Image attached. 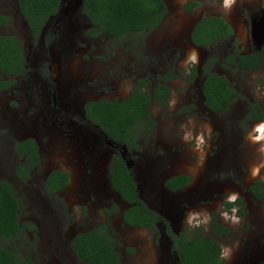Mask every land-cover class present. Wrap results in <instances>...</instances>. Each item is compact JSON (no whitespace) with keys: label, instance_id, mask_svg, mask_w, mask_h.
I'll return each mask as SVG.
<instances>
[{"label":"rangeland","instance_id":"obj_1","mask_svg":"<svg viewBox=\"0 0 264 264\" xmlns=\"http://www.w3.org/2000/svg\"><path fill=\"white\" fill-rule=\"evenodd\" d=\"M164 1L168 13L149 32L84 37L82 31L90 22L81 6L75 0H60L55 16L47 20L39 36L32 37L14 0H0L9 15L0 34L18 37L26 66L12 86L0 90V158L9 156V161L0 160V180L18 198L22 227L18 235L0 243L31 264H82L69 248V237L100 222L107 224L119 264H173L162 239L161 222L154 229L121 222L119 213L127 204L108 183L112 148L121 149L106 144L98 129L82 119L80 108L88 99L126 96L138 76L146 78L150 88L162 74H167L169 87L166 101L151 99V126L138 124L134 145L119 153L129 161L140 198L162 216V222H170L174 232L189 236L198 231L210 236L219 242L220 253L222 246L229 247L231 258H221V264L264 261V199H254L246 188L256 178L264 183V152L261 144L250 139L256 134L254 126L264 117L241 122L252 100L264 101V47L255 69L239 70L224 60L236 50L257 49L264 25L257 32L255 27L264 22V15L255 20L264 10V0H236L230 11L224 9L223 0H197L190 11L182 9L187 0ZM203 13L223 16L236 34L215 38L203 47H188V54L173 71L174 63L157 54V48L174 37L186 42L191 25ZM245 22L253 28L250 37ZM192 51L198 53L195 63L188 60ZM207 59H211L209 70L224 75L234 90L229 103L218 112L205 105L201 94V65ZM59 103L63 105L59 107ZM185 133H191L193 139L184 140ZM197 135L204 137L202 149L195 147ZM25 136L37 144L40 162L27 179L18 182L11 170L19 157L5 149ZM52 168L64 170L68 182L59 192L46 194L42 177ZM177 173L188 174L191 181L167 191L164 179ZM231 193L240 196L241 204L229 209L223 201ZM108 207L111 212L107 215L102 209ZM233 208L238 223L224 219V213L233 215ZM191 212L199 213L201 219L207 216L208 223L189 225ZM211 219L227 225V232L212 233ZM157 238L161 240L156 242Z\"/></svg>","mask_w":264,"mask_h":264},{"label":"trees","instance_id":"obj_2","mask_svg":"<svg viewBox=\"0 0 264 264\" xmlns=\"http://www.w3.org/2000/svg\"><path fill=\"white\" fill-rule=\"evenodd\" d=\"M20 12L27 25L36 33L47 14L56 13L59 0H17ZM196 2L185 4L187 9ZM81 11L90 22L84 30L87 36L109 34L118 37L127 32H138L155 26L163 11L161 0H81ZM7 20L0 14V24ZM230 32L229 25L217 16H202L193 26L190 39L196 44H206L207 41ZM264 47V44H263ZM225 60L233 63L240 70L255 69L259 64V51L245 54L228 55ZM211 61V59L208 60ZM208 63L202 66L204 77L201 82V94L205 105L212 111L225 108L234 93L233 88L223 75L208 69ZM25 70V58L21 44L12 34L0 35V73L5 75L20 74ZM163 77L162 80H166ZM7 79L4 83L11 82ZM145 80L138 78L131 92L120 99L97 98L83 103L86 118L102 131L110 140L126 147L134 145L135 127L143 123L149 128L153 122L149 113L150 100L153 98L164 103L169 92L163 83H156L151 91L141 88ZM0 85L2 83L0 82ZM264 117V101H253L248 106L246 118L262 119ZM21 151H28L26 157L30 164L34 162L35 146L30 138L17 143ZM25 166L17 167V174H23ZM111 187L120 198L129 203L120 213L121 221L131 227L155 228L157 213L147 207L136 195L135 183L129 169L118 154L111 157L108 170ZM191 177L186 173H177L167 177L163 184L169 190L185 186ZM67 175L61 170L54 169L46 176L44 187L48 192L62 188L66 184ZM248 190L257 198L264 199V185L258 180L248 186ZM226 205L230 203H226ZM18 202L12 194L8 183L0 180V241H5L16 235L22 227L18 225ZM108 213V209H103ZM33 228L32 224L26 225ZM106 222H100L86 230L76 232L70 239V248L76 260L84 264H117L119 253L114 248V242L106 231ZM209 229L218 235L227 232L228 228L211 219ZM173 239L175 253L181 264H221L219 242L210 236H204L193 231L185 236L182 231L177 234L169 233ZM0 264H31L21 257L15 249L7 248L0 243ZM255 264H264V261Z\"/></svg>","mask_w":264,"mask_h":264},{"label":"flooded vegetation","instance_id":"obj_3","mask_svg":"<svg viewBox=\"0 0 264 264\" xmlns=\"http://www.w3.org/2000/svg\"><path fill=\"white\" fill-rule=\"evenodd\" d=\"M162 1V3H163V5H164V11H163V13H162V15H161V17H160V19H159V21H158V23L155 25V26H153L152 28H149V29H145V30H143V32H149L150 30H152L153 28H155L162 20H164V18L166 17V15H167V11H168V6H167V4H166V2L164 1V0H161ZM189 1H194V2H196L191 8H189V9H187L186 7H185V4L187 3V2H189ZM14 3H15V6H16V10H17V12H18V15L22 18V20L24 21V24L26 25V27L28 28V31H29V33H30V35L32 36V37H35V36H39V34H40V32H41V29L44 27V24L47 22V20L50 18V17H54L55 15V13H50V14H47L46 15V17H45V19L43 20V23H42V25L40 26V28H39V30L36 32V33H34V31L27 25V22H26V20L24 19V17H23V15H22V13L20 12V9H19V5H18V1L17 0H14ZM60 5V0H59V3H58V6ZM196 5H197V0H187V1H184L183 2V4H182V9L184 10V11H190V10H192V9H194L195 7H196ZM260 11V10H259ZM258 11V12H259ZM0 14L1 15H3V16H6L7 17V20L3 23V24H0V28H3L8 22H9V15H8V13H7V11L5 12V10H4V8L2 7V5L0 4ZM84 14V13H83ZM261 14H263L264 15V10H261L260 12H259V14L258 15H260L259 17H258V19H256L255 20V22L256 21H258V20H260V18L262 17V15ZM257 15V16H258ZM202 16H217V17H221L228 25H229V27H230V32H228V33H226V34H224V35H221V36H218V37H215V38H221V37H225V36H229V35H232V36H234V34H236V29H233L231 26H230V24L226 21V19L223 17V16H221V15H219V14H211V13H203V14H199L198 15V17L195 19V21L193 22V24L191 25V27H190V29H189V31H188V39H187V41L186 42H181V40H178V39H176V37H174L175 39L174 40H163L161 43H160V46H159V48H157V50H159V51H157V54H159L160 56H162V55H164V56H166V57H169V59H168V61H169V63L170 62H173L174 63V65H173V71H176V68H175V66L179 63H181V61H182V59L188 54V47H203V46H206L211 40H213V39H215V38H213V39H211V40H209V41H207L206 42V44H196V43H194V42H192L191 41V39H190V32H191V30H192V28H193V26H194V24L202 17ZM85 17V16H84ZM256 17V16H255ZM245 24V27L247 28V30H248V35H249V37H250V35H251V23L250 22H245L244 23ZM81 26V25H80ZM84 26L82 25V28H83ZM83 30V29H82ZM85 30V29H84ZM84 30L82 31L83 32V35H84V37H94V36H87V35H85L84 34ZM4 34H6V33H2V34H0V35H4ZM12 35H14V34H12ZM16 36V35H15ZM176 36V35H175ZM17 37V36H16ZM17 39H18V37H17ZM263 44H264V40H263V43H262V45L260 46V48H257L256 49V47H254V46H251L250 48H248L247 50H245V51H240V50H236V51H234V52H232V53H229V54H227V55H225L224 56V60H225V57L226 56H228V55H235V54H245V53H250V52H254V51H259V53H260V51L262 50V48H263ZM41 47H42V45H41ZM189 60V59H188ZM208 60L209 59H207V62L206 63H208ZM226 61V60H225ZM226 62H228V61H226ZM229 63V62H228ZM205 63H203L202 65H201V69H202V66L204 65ZM233 66H234V64L233 63H231ZM209 65V64H208ZM208 69H209V66H208ZM237 69V68H236ZM240 70V69H239ZM26 71V66H25V70L22 72V73H24ZM22 73H20V74H16V75H5V74H3V73H0V74H2L3 75V77L0 79V82L2 83V85H0V90H4V89H7L8 87H10V86H12L13 84H14V78L16 77V76H18V75H21ZM216 74H219V73H216ZM5 75V76H4ZM205 74H203V76H204ZM221 75V74H220ZM167 76V74H162L160 77H159V80L158 81H156L154 84H152V86L150 87V88H148V87H146L149 83H147V80H146V78H144V77H142V76H138V77H135L134 79H133V81H132V85H131V90L133 89V87H134V85L136 84V80L138 79V78H142V79H144L145 80V84L144 85H142L141 86V88H147L148 89V91L150 92L151 91V89H152V87L156 84V83H159V82H163L167 87H168V85H167V79L166 80H162V78L163 77H166ZM224 76V75H223ZM225 77V76H224ZM226 78V77H225ZM7 79H12V81L11 82H7V83H4ZM227 80V79H226ZM229 83V82H228ZM168 89H169V87H168ZM131 92V91H130ZM129 92V93H130ZM128 93V94H129ZM127 94V95H128ZM168 94H169V92H168ZM126 95V96H127ZM233 95V94H232ZM125 97V96H124ZM167 97H168V95H167ZM232 97V96H231ZM230 97V98H231ZM101 98H105V97H101ZM121 98H123V97H121ZM95 99H97V98H95ZM108 99H112V98H108ZM117 99H120V98H117ZM153 99V98H152ZM88 100H91V99H88ZM85 101H87V100H85ZM84 101V102H85ZM156 101V100H155ZM230 101V100H229ZM253 101H256V100H252L251 102H253ZM83 102V103H84ZM250 102V103H251ZM83 103H82V105H81V117H82V119L84 120V121H86V123H88L90 126H93V127H95V128H97L98 129V131H99V128L97 127V125H95V124H93L91 121H89L87 118H86V116H85V114H84V109H83ZM150 103H151V100H150ZM229 103V102H228ZM227 103V104H228ZM249 103V104H250ZM249 104H248V106H249ZM59 105V107L61 106V105H63V103H59L58 104ZM149 106H150V104H149ZM221 111V110H220ZM72 112V111H71ZM215 112H218V111H215ZM247 112H248V107H247V110H246V113H245V115L243 116V118H242V123L243 122H246V121H249L250 122V120H258V119H256V118H246V115H247ZM243 130L245 131L246 130V127H244L243 128ZM100 132V131H99ZM101 133V132H100ZM102 134V133H101ZM103 136V135H102ZM27 138H30L32 141H33V144H34V146H35V149H34V153H35V157L33 158L34 159V162L32 163V164H30V162H29V159L26 157V155L29 153L28 151H25V152H23V151H21V149L20 148H18L17 147V143H19L21 140H24V139H27ZM104 138V137H103ZM105 139V138H104ZM104 142V141H103ZM105 143V142H104ZM107 144V143H106ZM109 145V144H108ZM111 146V145H110ZM126 148H128V147H126ZM4 149H5V147H4ZM112 149H114V153L113 154H118L119 156H120V150L118 151V149L117 148H112ZM1 150V149H0ZM5 150H7L6 152H9L10 150H11V152H12V154H13V156L15 157V156H18L19 158H18V160L16 161V162H14L12 165H13V167H12V170H11V176H12V178L15 180V181H18V182H20V181H22V180H24V179H27L28 178V176H29V173L31 172V170H32V168H34V167H36L37 166V164L40 162V153H39V150H38V147H37V144L35 143V141L31 138V137H27V136H25V137H21V138H18V139H16V140H14L12 143H11V146H9L8 147V149H5ZM118 151V152H117ZM112 154V155H113ZM112 157V156H111ZM3 159H6V160H8L9 161V156L7 155L6 157L4 156V157H2ZM2 158H0V160L2 159ZM18 166H25V170H24V173L23 174H21V173H19V174H17V167ZM54 169H58V170H61V171H63L64 173H66L64 170H62V169H60V168H52V169H48V170H46L45 172H44V174H43V177H42V189H43V191H44V193H46V194H53V193H56V192H59L60 190H62L66 185H67V182H68V177H67V181H66V184L64 185V187H62V188H58V189H55V190H53V191H51V192H48L46 189H45V187H44V182H45V179H46V176L48 175V173L50 172V171H52V170H54ZM128 169H129V173H130V175H131V166L130 167H128ZM67 175V174H66ZM245 174H244V172H243V174H242V177L244 176ZM171 176V175H170ZM169 177V176H168ZM131 178H132V176H131ZM167 178V177H166ZM133 180V179H132ZM165 180V179H164ZM255 180H258L259 181V184L262 186V185H264V183H262L258 178H256V179H253V180H251L248 184H247V190H248V186L250 185V184H252V183H254L255 182ZM1 181H4V180H1ZM190 181H191V179H190ZM189 181V182H190ZM5 182V181H4ZM164 182V181H163ZM188 182V183H189ZM108 183H109V178H108ZM188 183L185 185V186H187L188 185ZM110 184V183H109ZM111 186V185H110ZM164 186V185H163ZM185 186H182V187H179V188H177V189H175V190H173V191H176V190H178V189H180V188H183V187H185ZM164 188L167 190V191H172V190H169V189H167L165 186H164ZM115 191V190H114ZM248 192H249V194L254 198V199H257V200H260V199H262V198H257V197H255L254 196V194H252L249 190H248ZM13 194V193H12ZM14 195V194H13ZM137 195V194H136ZM15 196V195H14ZM16 197V196H15ZM120 197V196H119ZM227 197H228V195H227ZM17 198V197H16ZM121 199V198H120ZM241 198H240V196H238V199L235 201V203H230V204H228V205H226L225 204V202L226 203H229L227 200H224L223 201V205L226 207V208H231L233 205H235V204H241V200H240ZM122 200V199H121ZM140 200H142L144 203H145V205L147 206V204H146V202H145V200L144 199H140ZM123 201V200H122ZM17 202H18V198H17ZM124 202V201H123ZM124 203H126V202H124ZM127 204V206L129 205V203H126ZM18 207H19V203H18ZM148 207V206H147ZM150 208V207H149ZM104 209V208H103ZM102 209V210H103ZM106 209H108V213H106L107 215L111 212V209H110V207H108V208H106ZM151 209V208H150ZM123 210V209H122ZM121 210V211H122ZM153 210V209H152ZM121 211H120V213H121ZM153 211H155V210H153ZM156 213H157V217H158V219L155 221V226H156V224L158 223V222H161L162 224H163V226H162V229H163V232H162V239L165 241V244H166V246H167V249H168V252H169V257H170V260L172 261V263L173 264H181L180 263V261H179V259H178V256H177V254L175 253V249H174V243H173V239L170 237V232L171 233H174V234H177L179 231H177V232H174V228L172 227V225H171V223L170 222H162L163 220H162V216L161 215H159V213L157 212V211H155ZM120 213H119V215H120ZM16 220H17V222H18V209H17V217H16ZM120 220H121V217H120ZM122 222V221H121ZM123 223V222H122ZM124 225H127V224H125V223H123ZM221 224V223H220ZM18 225L19 226H21L20 224H19V222H18ZM96 225V224H95ZM223 225V224H222ZM127 226H129V225H127ZM227 228H228V226L227 225H225ZM34 227V226H33ZM131 227V226H130ZM144 227H147V226H144ZM149 229H153V228H150V227H148ZM86 230V229H85ZM21 231H18L17 232V234L16 235H18L19 233H20ZM75 234V233H74ZM73 234V235H74ZM72 235V236H73ZM13 236H15V235H13ZM71 236V237H72ZM71 237H69V240H68V244H69V242H70V239H71ZM161 240V238H157V239H155V241L156 242H158V241H160ZM154 241V240H153ZM69 248H70V244H69ZM70 250H71V248H70ZM116 250V249H115ZM71 252H72V254H73V256H74V258L76 259V257H75V255H74V253H73V251L71 250ZM219 255H220V253H219ZM220 258H221V256H220ZM77 261V260H76ZM78 262V261H77ZM119 262H120V257H119V261H118V263L117 264H119ZM259 262H262V261H259ZM78 263H82V262H78ZM255 263H258V262H255ZM255 263H253V264H255ZM82 264H84V263H82Z\"/></svg>","mask_w":264,"mask_h":264},{"label":"clouds","instance_id":"obj_4","mask_svg":"<svg viewBox=\"0 0 264 264\" xmlns=\"http://www.w3.org/2000/svg\"><path fill=\"white\" fill-rule=\"evenodd\" d=\"M235 3H236V0H223V7H224V9L230 11L232 9V7L235 5ZM189 60H191L193 63L197 62L198 53L195 51H192L190 56H189ZM254 131L256 134L250 135V139L254 143L261 144L260 151L264 152V121L257 123L254 126ZM183 139L188 141V140L193 139V136L191 133H185ZM195 141H196L195 147L197 149H202V146L205 143L203 135L195 136ZM237 199H238V195L236 193H231L227 197V200L229 203H235V201ZM236 211H237V209H235V208L232 209L233 215L231 217H229L227 213H224L223 214L224 219L225 220L230 219L233 223H238L239 218L236 215H234V213ZM199 217H200L199 213L191 212V213H189V215L187 217V223L193 227H200L202 224L208 223L209 218L207 216L203 217L202 219ZM220 256L224 260L230 259L231 258V249L227 246H222Z\"/></svg>","mask_w":264,"mask_h":264},{"label":"water","instance_id":"obj_5","mask_svg":"<svg viewBox=\"0 0 264 264\" xmlns=\"http://www.w3.org/2000/svg\"><path fill=\"white\" fill-rule=\"evenodd\" d=\"M76 1V4L77 5H79V6H81V0H75ZM258 25V26H257ZM256 25V27H255V31L257 32V30H261L262 29V27L261 26H263L264 25V22H261L260 24H257ZM253 28H251V30H252ZM252 32V31H251ZM252 34V33H251ZM259 38H258V45H257V48H260V46L262 45V43H263V40H264V30H263V33L260 35V36H258ZM99 131L102 133V131L99 129ZM102 135H103V137H105L107 140H106V142H107V144H110L112 147H117L118 145H119V149H121L120 150V152L124 149L125 150V148H126V146L124 145V144H118V143H115L114 141H112V140H110V139H108L103 133H102ZM124 161V164L126 165V167L128 168L129 167V161L128 160H126V159H124L123 160ZM133 179V178H132ZM133 181H134V183H135V190H136V194H137V197L139 198V199H141L140 198V196H139V191H138V184L135 182V180L133 179Z\"/></svg>","mask_w":264,"mask_h":264}]
</instances>
